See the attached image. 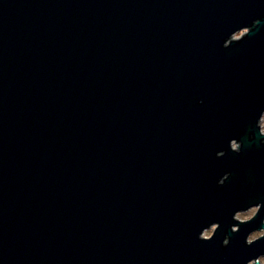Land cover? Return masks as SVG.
<instances>
[{"label": "water", "instance_id": "1", "mask_svg": "<svg viewBox=\"0 0 264 264\" xmlns=\"http://www.w3.org/2000/svg\"><path fill=\"white\" fill-rule=\"evenodd\" d=\"M262 116L264 0H0V264L256 259Z\"/></svg>", "mask_w": 264, "mask_h": 264}, {"label": "flooded vegetation", "instance_id": "2", "mask_svg": "<svg viewBox=\"0 0 264 264\" xmlns=\"http://www.w3.org/2000/svg\"><path fill=\"white\" fill-rule=\"evenodd\" d=\"M262 133L264 134L263 130H262ZM235 146H236V144H235ZM233 148L236 149L237 146L233 147ZM261 210H262V204L259 203L256 205H252V206H250V208H247L245 210H240V211L236 212L233 216V219L238 224L232 225L231 230L233 232L239 231L240 230L239 224L248 223L250 221H253L256 218V216L261 214ZM256 226L257 227H255V229H253L251 232L247 233V235H246L244 243H246L247 245H251V243H255L264 237V216H263L261 222L258 223ZM218 227H219L218 224L211 225L209 228L205 229L202 234H200L201 237L205 238V239H210ZM209 231H212V232L209 233L208 236H206V233ZM228 241H229L228 238L225 239L223 244L228 243ZM263 260H264V254L262 253V255H259L256 259H252L251 261H249L246 264H255V262H258L259 264H264Z\"/></svg>", "mask_w": 264, "mask_h": 264}, {"label": "rangeland", "instance_id": "3", "mask_svg": "<svg viewBox=\"0 0 264 264\" xmlns=\"http://www.w3.org/2000/svg\"><path fill=\"white\" fill-rule=\"evenodd\" d=\"M238 34H240V33H238ZM263 118H262V124H263V128H264V116H262ZM233 147H236L235 146V144L233 145ZM212 231H209V232H207L206 233V235H209V233H211ZM264 261V260H263ZM264 263V262H263Z\"/></svg>", "mask_w": 264, "mask_h": 264}]
</instances>
